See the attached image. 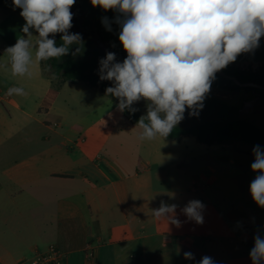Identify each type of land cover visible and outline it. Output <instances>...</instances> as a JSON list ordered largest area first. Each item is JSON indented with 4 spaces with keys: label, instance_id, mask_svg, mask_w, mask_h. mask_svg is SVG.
Listing matches in <instances>:
<instances>
[{
    "label": "crops",
    "instance_id": "crops-1",
    "mask_svg": "<svg viewBox=\"0 0 264 264\" xmlns=\"http://www.w3.org/2000/svg\"><path fill=\"white\" fill-rule=\"evenodd\" d=\"M19 14L0 6V62L27 38ZM32 71L0 70V264H28L50 246L63 264H198L204 256L252 264L264 224L197 193L201 180L185 165L195 158L192 136L140 141L98 88L66 81L56 89L41 62ZM16 87L23 94L9 92ZM190 120L186 111L182 122ZM191 200L204 205L202 224L181 211ZM161 202L178 205L180 227L153 216Z\"/></svg>",
    "mask_w": 264,
    "mask_h": 264
},
{
    "label": "clouds",
    "instance_id": "clouds-1",
    "mask_svg": "<svg viewBox=\"0 0 264 264\" xmlns=\"http://www.w3.org/2000/svg\"><path fill=\"white\" fill-rule=\"evenodd\" d=\"M76 0H12L20 8L25 23L16 43L4 50L6 60L0 70L13 76L33 75L34 66L43 61L69 55L72 45L81 51L83 38L71 33ZM93 8L113 10L119 26L118 39L127 53L122 62L114 52L99 61L101 81L112 82L105 95L115 97L118 111L135 112V103L144 100L146 114L140 116L134 129L140 141L165 140L184 119L198 115L210 92L216 73L225 69L243 53L253 52L264 37V0H90ZM102 24L111 31L107 16ZM36 35H33V31ZM62 43L57 46L55 36ZM75 54V53H73ZM51 68V65H48ZM23 94L24 89H9ZM250 167L257 175L250 182L252 200L264 208V149L255 145ZM176 204L161 202L152 209L153 216L177 227ZM204 205L191 200L182 213L197 224L203 223ZM184 258L194 259L191 252ZM252 264H264V236H254L250 250ZM198 264H215L204 256Z\"/></svg>",
    "mask_w": 264,
    "mask_h": 264
},
{
    "label": "rangeland",
    "instance_id": "rangeland-1",
    "mask_svg": "<svg viewBox=\"0 0 264 264\" xmlns=\"http://www.w3.org/2000/svg\"><path fill=\"white\" fill-rule=\"evenodd\" d=\"M10 1L12 2V0ZM19 16L21 15L19 14ZM82 38L83 42L87 40L89 44L86 49L96 51L99 56V58L95 55L84 56L82 51L76 53L77 45L71 46L73 59L84 66L87 73H98L99 61L105 57L107 52H114L119 62H122L127 55L116 52L108 42L99 37L88 38L85 36ZM229 66L245 71L257 70L262 76V80L259 82L264 85V37H261L258 48L253 52L239 55L237 60L230 63ZM80 86L88 88L86 83H80ZM79 94L81 95V93ZM97 94V96H101L100 93ZM207 98H211V100ZM136 104L142 115H145L146 101L141 100ZM230 118H245L264 130V90H222L211 85L204 106L199 110L198 115L191 116L188 123L181 121L177 126L189 127L203 121H221ZM191 138L196 145V147L190 148L195 158L186 161L185 165L188 169L194 168V173L201 180L202 185L196 186L197 193H203L214 200L220 208L234 209L242 215H248L253 220L264 224V208L259 207L252 200L249 191L250 182L257 175L250 167L254 161L252 148L234 143L226 144L221 149L216 147V151H212L206 145L197 143L193 137ZM204 164L216 173L215 177H210L211 174L207 173V169L200 170ZM198 166L200 167L198 168ZM220 175L224 177V181L221 183L217 181L222 179ZM252 219H250L251 223ZM255 229L258 232L260 229L264 231V225L260 226V229L259 227Z\"/></svg>",
    "mask_w": 264,
    "mask_h": 264
},
{
    "label": "trees",
    "instance_id": "trees-1",
    "mask_svg": "<svg viewBox=\"0 0 264 264\" xmlns=\"http://www.w3.org/2000/svg\"><path fill=\"white\" fill-rule=\"evenodd\" d=\"M0 6L5 9L14 10L18 13L21 12L20 8L13 7L10 0H0ZM71 11L74 14L72 21L73 27L69 30L71 33H80L82 37L86 36L88 38L91 36L99 37L108 42L116 52L127 54L123 50L118 39L120 28L114 22L115 17L120 15L119 13L113 10L105 12L99 7L93 8L90 0H76ZM105 16H107L110 21H113L111 24V31H107L101 22L102 17ZM60 35L61 34H57L55 36L57 46L62 43ZM88 46L89 44L87 40H85L81 46L83 55H95L99 58L96 51L86 49ZM61 58L41 62L42 74L51 80L54 88L59 89L66 81L73 83L84 82L92 87L98 88L101 93L105 94L106 88L112 86L111 81H101L98 73H87L84 66L80 65L73 59L72 48H70L69 55ZM48 65H51L50 69L48 68ZM223 71L227 75L234 76L241 83L252 82L261 85L259 80H262V76L257 70L245 71L228 65ZM212 86L222 90H260L251 87L240 88L236 86L233 81L221 77L218 72L212 82ZM109 98L114 103L118 104L119 101L115 97ZM207 99L211 100V98ZM133 107L136 108L135 105H133ZM123 116L130 124L136 125L142 115L138 110L134 113L125 110ZM186 136H192L198 143L206 146L240 143L249 146L252 149L255 145H260L261 148L264 149V130H261L254 123L245 118L203 121L189 127L176 126L166 139L179 140Z\"/></svg>",
    "mask_w": 264,
    "mask_h": 264
},
{
    "label": "built area",
    "instance_id": "built-area-1",
    "mask_svg": "<svg viewBox=\"0 0 264 264\" xmlns=\"http://www.w3.org/2000/svg\"><path fill=\"white\" fill-rule=\"evenodd\" d=\"M64 259V253L54 246H50L46 252L31 259L28 264H63Z\"/></svg>",
    "mask_w": 264,
    "mask_h": 264
},
{
    "label": "water",
    "instance_id": "water-1",
    "mask_svg": "<svg viewBox=\"0 0 264 264\" xmlns=\"http://www.w3.org/2000/svg\"><path fill=\"white\" fill-rule=\"evenodd\" d=\"M218 74L223 78L233 81V83L240 88L251 87L264 90V85H259L252 82L241 83L234 76L227 75L223 70L219 71Z\"/></svg>",
    "mask_w": 264,
    "mask_h": 264
}]
</instances>
